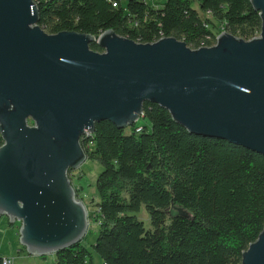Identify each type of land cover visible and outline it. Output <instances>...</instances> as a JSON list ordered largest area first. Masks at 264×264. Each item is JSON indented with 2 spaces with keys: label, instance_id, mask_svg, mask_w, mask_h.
Wrapping results in <instances>:
<instances>
[{
  "label": "water",
  "instance_id": "water-1",
  "mask_svg": "<svg viewBox=\"0 0 264 264\" xmlns=\"http://www.w3.org/2000/svg\"><path fill=\"white\" fill-rule=\"evenodd\" d=\"M250 4L258 36L221 31L190 49L112 30L49 35L33 0H0V218L19 223L26 254L55 256L85 239L88 212L69 177L87 160L80 139L102 121L133 126L146 102L190 134L264 156V0ZM240 264H264V227Z\"/></svg>",
  "mask_w": 264,
  "mask_h": 264
},
{
  "label": "trees",
  "instance_id": "trees-1",
  "mask_svg": "<svg viewBox=\"0 0 264 264\" xmlns=\"http://www.w3.org/2000/svg\"><path fill=\"white\" fill-rule=\"evenodd\" d=\"M33 1L49 35L112 30L140 44L172 37L198 49L214 45L220 30L246 41L260 32L250 0H198L203 16L194 0ZM89 48L102 52L95 43ZM142 114L149 129L102 121L80 139L87 160L101 166L95 212H88L97 231L88 246L103 264H240L264 227V156L190 134L155 104L144 103ZM142 207L149 229L137 217ZM89 234L54 264H90Z\"/></svg>",
  "mask_w": 264,
  "mask_h": 264
},
{
  "label": "rangeland",
  "instance_id": "rangeland-1",
  "mask_svg": "<svg viewBox=\"0 0 264 264\" xmlns=\"http://www.w3.org/2000/svg\"><path fill=\"white\" fill-rule=\"evenodd\" d=\"M151 4L152 0H139ZM161 1V0H156ZM122 4L126 3V0H121ZM193 7L198 10L201 16L203 12L200 11L198 0H194ZM222 31V30H220ZM217 36V35H216ZM136 125L140 127H149V121L147 119L140 118L137 120ZM101 172V166L97 162L86 160L78 169L71 170L69 177L74 189L78 190L80 200L86 207L87 212L91 215L95 212V205L98 201L96 193V180ZM146 229L150 228V220L145 208L142 207L140 213L137 215ZM18 229L19 223L9 224L6 217L0 218V257H7L10 259L11 264H54L55 256L47 255L45 258L32 256L26 254L24 249L20 246L18 241ZM90 236L84 241L88 246L89 243H93L95 235H92L97 231L95 224H89ZM89 261L90 264H103L97 253L88 246Z\"/></svg>",
  "mask_w": 264,
  "mask_h": 264
},
{
  "label": "built area",
  "instance_id": "built-area-1",
  "mask_svg": "<svg viewBox=\"0 0 264 264\" xmlns=\"http://www.w3.org/2000/svg\"><path fill=\"white\" fill-rule=\"evenodd\" d=\"M113 6H116V4L113 3ZM2 264H11V261H10V259H8V258H3V260H2Z\"/></svg>",
  "mask_w": 264,
  "mask_h": 264
},
{
  "label": "crops",
  "instance_id": "crops-1",
  "mask_svg": "<svg viewBox=\"0 0 264 264\" xmlns=\"http://www.w3.org/2000/svg\"><path fill=\"white\" fill-rule=\"evenodd\" d=\"M153 2L151 3L152 5H155V4H162L164 2V0H161V1H156V0H152ZM2 258H7V257H2Z\"/></svg>",
  "mask_w": 264,
  "mask_h": 264
}]
</instances>
